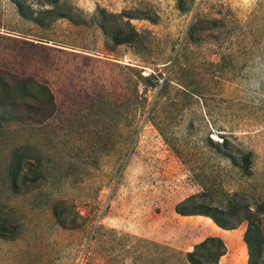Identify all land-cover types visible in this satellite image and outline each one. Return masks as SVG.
Listing matches in <instances>:
<instances>
[{
	"label": "rangeland",
	"instance_id": "rangeland-1",
	"mask_svg": "<svg viewBox=\"0 0 264 264\" xmlns=\"http://www.w3.org/2000/svg\"><path fill=\"white\" fill-rule=\"evenodd\" d=\"M178 2L60 0L44 29L0 0V264H189L210 236L249 264L247 221L176 211L235 194L264 250V0Z\"/></svg>",
	"mask_w": 264,
	"mask_h": 264
},
{
	"label": "trees",
	"instance_id": "trees-1",
	"mask_svg": "<svg viewBox=\"0 0 264 264\" xmlns=\"http://www.w3.org/2000/svg\"><path fill=\"white\" fill-rule=\"evenodd\" d=\"M11 1L17 6L18 11L22 17L44 29H48L58 19H71L60 9V0H40L41 2H38L40 6L39 10H35L33 6H27L28 0ZM178 7L181 11H185L183 8V0H179ZM109 15L115 17L116 20L122 19L124 16L123 13ZM127 18L130 20L134 19L130 16ZM111 38L116 45H121L128 42V40L124 38L122 29H120L117 34L114 33ZM18 83L23 87L25 94L29 96L34 95L33 93H31L32 87H35V89L43 94L44 99L39 100L38 102H43L45 105V110L47 111V113L44 115V119L49 118L54 111V97L51 90L46 85H43L42 83L37 82L32 78L18 80ZM5 86H7V83L3 79L2 73L0 72V92L2 91L0 93V122L6 119V112L8 108L7 99L3 94ZM24 107V111L30 112L34 108L33 105L28 104ZM25 119L28 121H33V118L29 117H26ZM231 159L233 158L231 157ZM245 161H248L247 158H245ZM239 199V194H235L234 199L230 202V210L227 211L218 207H210L205 205L197 206L192 203L194 198L191 197L186 200V202L178 205L176 211L181 216L202 215L209 217L219 228L227 231L236 230L243 221H247L249 225L245 233L244 240L249 249V264H264V250L262 248V242H260L259 238L253 236L252 234L253 231L257 229L254 224L255 213H252L248 208H245L246 215L243 216L242 219L239 218L237 220H230L232 217H238V211L243 209V206ZM262 212L264 213V210ZM59 221L62 222L61 220ZM62 224H64V222H62ZM227 252L228 247L221 237L210 236L203 242L195 245L194 250L192 252H188L186 254V257L189 264H219L221 258L224 257Z\"/></svg>",
	"mask_w": 264,
	"mask_h": 264
}]
</instances>
